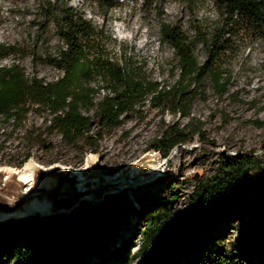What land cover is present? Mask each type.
I'll return each mask as SVG.
<instances>
[{"label":"trees","instance_id":"1","mask_svg":"<svg viewBox=\"0 0 264 264\" xmlns=\"http://www.w3.org/2000/svg\"><path fill=\"white\" fill-rule=\"evenodd\" d=\"M83 1L103 16L114 8L135 4L144 12L161 15L162 5L169 0ZM178 1L195 17L204 0ZM210 2L215 19L205 28L192 18L193 39L179 24L159 21L163 42L178 57L179 76L173 84L149 78L127 60H115L108 52V44L115 40L106 28L93 23L73 6L63 5L57 35L64 46L58 55L46 58L62 75L56 81L43 82L37 77L28 79L18 65L0 66V114L20 123L32 105L49 108L53 130L65 140H82L95 152L104 134L119 127L126 114L147 99L162 111L188 116L193 97L201 91L199 82L203 75L209 77L219 95L227 91L229 77H225L219 57L230 50L231 40L264 38V0ZM197 42L206 52V60L201 64L193 52ZM18 51L12 45L1 50L0 55H14ZM93 81H101L107 88L97 101ZM82 106L96 107L99 119L95 133L91 132L92 118L82 114ZM250 122L264 126L262 119ZM189 138L177 123H172L165 126L152 147L166 157L172 148ZM218 158L220 162L212 175L193 187L186 209L146 217L137 249L130 252L129 241L121 243L115 248L116 264H264L262 157L246 152L230 156L220 153ZM251 179L257 181L259 188L257 202L247 192ZM118 195L121 202H129L125 189ZM97 205L86 203L69 212L9 219L0 229V264H84L95 255L103 264H109L106 248L114 241L115 223ZM247 209L255 212L244 217L235 243L227 247L222 236L217 235L211 245L204 244L202 234L216 230L219 216Z\"/></svg>","mask_w":264,"mask_h":264},{"label":"rangeland","instance_id":"2","mask_svg":"<svg viewBox=\"0 0 264 264\" xmlns=\"http://www.w3.org/2000/svg\"><path fill=\"white\" fill-rule=\"evenodd\" d=\"M65 4L106 28L115 40L108 44V52L115 60H127L133 67L141 69L144 75L166 84H173L179 76L178 57L163 42L159 21L179 24L184 33L193 39L192 18L198 19L205 28H209L215 19L210 0L198 5L195 17L178 0L165 2L161 15L144 12L139 4H135L114 8L103 16L83 0H0V51L12 45L19 49L14 55H0V66L18 65L28 79L37 77L43 82L58 80L63 72L46 58L58 55L64 46L57 35V21ZM230 44V50L219 57L225 77H229L226 92L219 95L209 77L203 75L199 82L201 91L193 97L188 116L162 111L151 106L147 99L129 111L119 127L104 134L96 152L82 140H65L61 133L53 130L49 108L32 105L20 123L0 114V167L22 168L32 159L45 168L53 164L77 168L85 164L88 155H93L96 168L85 171L92 183L97 173L103 176L118 171L122 174L134 173L146 170L159 160L163 161V172L154 178L125 184L121 189L105 193L100 200H81L78 204L96 202L97 208L114 220V241L110 242L106 253L108 263L116 264L115 248L121 243L129 241L130 252L137 249L142 221L146 217L186 209L193 187L200 179L212 175L220 162V153L230 156L253 152L262 157L264 167V126L257 127L250 122L264 120V38L234 37ZM193 52L200 64L206 60V52L200 42L196 43ZM91 85L97 88L94 101L106 94L107 88L101 81H93ZM80 110L92 118L91 132L95 133L99 119L96 107L88 109L82 106ZM172 123H177L190 138L163 157L152 146L165 126ZM202 139L206 143H202ZM247 188L252 200L257 202V181L251 179ZM124 189L129 202H121L118 195ZM254 212L235 210L219 216L216 230L202 234L204 244L211 245L213 238L220 235L227 247L232 245L236 242V232L244 226V217ZM9 219L17 218H2L0 229ZM84 264H103V261L95 255Z\"/></svg>","mask_w":264,"mask_h":264},{"label":"bare ground","instance_id":"3","mask_svg":"<svg viewBox=\"0 0 264 264\" xmlns=\"http://www.w3.org/2000/svg\"><path fill=\"white\" fill-rule=\"evenodd\" d=\"M82 167L72 168L66 165L53 164L47 168L32 159L22 168L1 166L4 178H12L19 183V194L25 198L15 208L0 211V220L9 217L33 216L35 213L48 215L58 212H69L80 204L81 200H100L105 193L121 189L125 184L154 178L164 170V162L159 160L146 170L134 173L118 171L113 175L103 176L97 173L90 183L85 174L88 169L96 168L94 156L88 155ZM56 192V195L42 194ZM41 193V194H40ZM71 193H80L72 197Z\"/></svg>","mask_w":264,"mask_h":264},{"label":"water","instance_id":"4","mask_svg":"<svg viewBox=\"0 0 264 264\" xmlns=\"http://www.w3.org/2000/svg\"><path fill=\"white\" fill-rule=\"evenodd\" d=\"M19 183L12 178H4L0 172V211L15 208L25 198L19 194ZM41 194V193H40ZM42 194L56 195V192H43ZM72 197H78L80 193H71Z\"/></svg>","mask_w":264,"mask_h":264}]
</instances>
